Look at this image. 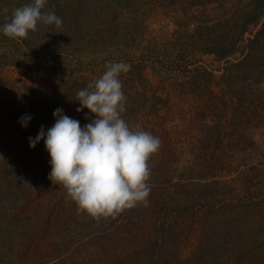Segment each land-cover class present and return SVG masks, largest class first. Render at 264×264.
Masks as SVG:
<instances>
[{"label":"trees","instance_id":"trees-1","mask_svg":"<svg viewBox=\"0 0 264 264\" xmlns=\"http://www.w3.org/2000/svg\"><path fill=\"white\" fill-rule=\"evenodd\" d=\"M151 1L47 0L42 11L61 17L60 28L41 23L21 39L0 32V72L38 63L26 73L32 85L0 76V264H29L30 255L49 263L71 252L89 253L88 264H264V0H169L178 6L176 41L144 36L136 16ZM213 8L233 11L213 19ZM121 11H135V24L124 28ZM198 53L225 62L223 74L196 66ZM165 55L167 66L187 72L184 91L200 98L203 130L187 163L161 129L169 95L146 76ZM120 61L130 65L120 77L121 115L161 146L148 162V202L94 218L50 180L44 142L31 149L29 137L54 125L57 108L81 126L94 119L76 111V93ZM25 114L27 128L18 122ZM192 239L198 245L186 260L183 244Z\"/></svg>","mask_w":264,"mask_h":264},{"label":"clouds","instance_id":"clouds-1","mask_svg":"<svg viewBox=\"0 0 264 264\" xmlns=\"http://www.w3.org/2000/svg\"><path fill=\"white\" fill-rule=\"evenodd\" d=\"M46 3L32 0L16 8L0 32L21 39L41 23L60 28L61 17L54 11H42ZM129 71L130 65L123 61L109 62L99 78L76 93L80 105L76 111L87 109L94 117L84 126L57 108L54 125L47 131L41 126L35 137H29L31 149L44 142L50 155V180L63 185L78 209L94 218L115 216L146 204L151 192L148 162L161 141L148 131L133 130L121 115L127 97L120 77ZM31 120L32 116L25 114L18 122L27 128Z\"/></svg>","mask_w":264,"mask_h":264},{"label":"rangeland","instance_id":"rangeland-1","mask_svg":"<svg viewBox=\"0 0 264 264\" xmlns=\"http://www.w3.org/2000/svg\"><path fill=\"white\" fill-rule=\"evenodd\" d=\"M94 3L95 1L88 3L89 6L87 7V10L90 11L94 7ZM150 3L151 5L142 7V9L138 11L140 14L136 16L138 21H142V26L146 30L144 36L148 37V39L157 36L160 40H163L164 37H168V39L176 41L173 34L177 29L176 19L178 15V6L169 4V0H152ZM22 5V2L19 0H4L1 2L0 22L4 24L10 22L15 9L22 7ZM228 8L231 9L232 5L229 4ZM232 11L229 10L228 12L226 9L221 10L213 8L210 10L209 15L213 19H218L226 16L225 14L227 12L228 15ZM132 12L134 13H126L124 11H121L120 13L119 17L121 25L124 28H128L135 24L134 15L137 13H135V11ZM132 28L133 27L130 29L132 30ZM144 36L139 38L140 41H142ZM159 42L161 43V41ZM4 47L8 46H3V48ZM12 52H14V50H10L9 55H11ZM176 57L177 53L172 54L171 59L175 61ZM160 59L166 60L163 62L164 66L154 64L153 67L151 66V69L148 70L146 76L154 86L157 85L163 90V94L166 93L169 95V108L166 111V114H164L165 118L164 121H162L161 129L168 138L175 143L177 153L182 159V162L187 163L190 160L191 153L194 151L191 144L196 142L195 139L201 136L203 130L204 123L201 120L202 117L198 114V99L200 98L197 99L198 94L194 95L189 89L184 91L183 83H186L189 77L188 74H186L187 72L175 70L171 68L170 64L167 66L169 60L167 61L166 55ZM196 59L199 60V63L196 66H203L209 70H214L217 77H220L223 74L224 69L227 66L225 62L218 63L214 57L200 55L199 53L196 55ZM231 61H234V59H231ZM35 64V60H28L29 67H34L36 66ZM25 66L26 65L22 63L3 67L0 76L3 81L6 82L18 83V85H20L22 81H26L32 85L34 79L26 74L29 67ZM36 67H38V63ZM193 68L194 67H191L190 69ZM162 78L166 80L165 85H162ZM262 87L264 88V82L262 83ZM12 94L13 92L10 93V95ZM251 134L258 142H261V137L257 135V133L251 132ZM90 245L94 246L92 244ZM197 245L198 243L195 239L188 242L186 241L182 248L183 258L186 260L188 258L190 259ZM62 255L64 254H61L59 258L56 257L57 259L49 263H46L47 261H45L44 258L40 260V258L30 255L28 257V262L29 264H88L90 261L95 260L86 252H71L66 254L65 257ZM61 256L63 258L60 259Z\"/></svg>","mask_w":264,"mask_h":264}]
</instances>
